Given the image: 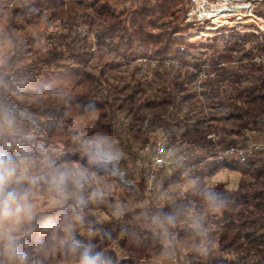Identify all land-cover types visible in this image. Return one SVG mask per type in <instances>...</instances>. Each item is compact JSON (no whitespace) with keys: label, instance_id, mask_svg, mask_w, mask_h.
Masks as SVG:
<instances>
[{"label":"trees","instance_id":"obj_1","mask_svg":"<svg viewBox=\"0 0 264 264\" xmlns=\"http://www.w3.org/2000/svg\"><path fill=\"white\" fill-rule=\"evenodd\" d=\"M119 1L0 0V81L18 72L40 78L32 83L35 93L23 98L0 91L14 118L0 146L12 144L15 154V137L34 130L44 136L46 155L76 167L87 165L82 141L105 137L113 145L121 157L118 170L91 169L85 194L99 187L106 195L87 205L84 226L76 229L109 264H264V154L193 170L178 166L171 175L156 174L147 189L159 135L169 134L178 152L192 149L203 156L246 135L264 139V64L252 62L260 43L251 34L232 33L191 54L186 38L177 36L189 0H131L130 8L117 11ZM166 58L180 59L182 69L139 72V60ZM104 59L113 74L102 70ZM203 66L213 76L200 98L192 84ZM210 133L220 135L216 143L207 139ZM27 152L32 172H45L44 156ZM225 168L240 173L236 190L205 185ZM177 173L193 180L182 194L166 190ZM209 191L222 201L218 211L207 205ZM48 195L42 184L35 200ZM71 211L69 200L64 210L37 213L26 239L35 264H77L53 241L54 226ZM158 213L175 214L176 223L162 231L151 219ZM193 218L200 219L201 231L192 227ZM89 227L95 236L89 237Z\"/></svg>","mask_w":264,"mask_h":264},{"label":"clouds","instance_id":"obj_2","mask_svg":"<svg viewBox=\"0 0 264 264\" xmlns=\"http://www.w3.org/2000/svg\"><path fill=\"white\" fill-rule=\"evenodd\" d=\"M3 86L0 82V87ZM13 128L14 118L10 109L0 100V136ZM80 151L87 158V165L72 167L67 162L61 165L45 154L46 171L34 175L28 152L21 149L19 143L15 154L12 144L0 146V264H35L27 250L26 239L34 230L33 222L37 215L35 194L42 184L47 186L51 207L64 210L71 200V213L64 212L62 222L54 226L55 244L65 255L76 258L77 264H109L108 258L95 249L91 239L86 242L76 236V229L84 226L83 212L87 205L102 201L106 195L99 187L85 194L93 177L91 169L116 172L121 157L105 137L82 141ZM205 200L211 211H218L222 206L214 192L205 193ZM151 219L162 231L176 223V215L169 213H158ZM192 227L197 232L201 231L200 219L193 218ZM87 231L89 237L96 235L91 227Z\"/></svg>","mask_w":264,"mask_h":264},{"label":"built area","instance_id":"obj_3","mask_svg":"<svg viewBox=\"0 0 264 264\" xmlns=\"http://www.w3.org/2000/svg\"><path fill=\"white\" fill-rule=\"evenodd\" d=\"M263 0H189V8L183 21L189 31L187 40H197L201 45L215 38H227L232 33L239 35L251 34L261 45V53L255 55L252 62L264 64V14L258 11ZM199 46V47H200ZM182 50V48H181ZM139 72L151 75L157 68L173 71L182 69L180 59H141L138 61ZM213 76L208 67H201L196 71L193 79V91L201 98L204 86ZM120 121H125L123 116ZM208 125L206 124L205 127ZM219 134L210 133L207 139L216 143ZM15 144L21 148L33 150L39 154L46 151L47 143L43 134L29 131L15 137ZM16 150V148L14 149ZM255 154H264V139L254 140L246 135L241 143L225 148L215 146L211 155H199L192 149L177 151L170 144V136L165 133L159 135L154 146V154L149 164V180L147 189L150 190L152 180L156 174L171 175L178 166L187 165L189 169H199L210 163H222L231 158H243Z\"/></svg>","mask_w":264,"mask_h":264},{"label":"rangeland","instance_id":"obj_4","mask_svg":"<svg viewBox=\"0 0 264 264\" xmlns=\"http://www.w3.org/2000/svg\"><path fill=\"white\" fill-rule=\"evenodd\" d=\"M81 2H85V3H89L91 0H78ZM131 7V0H120L118 2L117 5H115V9L118 10H122L123 8H130ZM258 11H260L261 13L264 14V0L263 2L258 6ZM189 31L187 29L186 26H181L180 28V33L177 35L179 38H187L189 35ZM209 42H205L203 45L207 46ZM187 48L188 51L191 54H195L196 52L201 51L200 50V44L197 40L194 41H190L187 40ZM109 59H104L102 60V70L108 74H113V70H108L107 68V64L109 63ZM124 68H126L128 70V72L131 70L132 65L129 64L128 66L125 65ZM36 73H33L32 75H28V74H20L19 72L16 74L13 73H7L6 74V78H3L2 81L3 82V87H0V91L2 89H5L8 91V93L16 98H23L24 95L29 94V93H35L36 89L34 86H32V83H39V76H35ZM159 76L158 72L154 73L153 76L151 77H155V76ZM154 80H158L157 78H154ZM33 131V130H31ZM39 133V132H37ZM48 152V147L46 146V151L44 153H41L40 155L43 157L45 154H47ZM40 172H43V168L40 167V170L38 172H33L34 175H38ZM240 173L235 171V170H231V169H221L219 170L214 176L210 177V178H206L204 180L205 185L207 187H211L214 186L216 184H222L226 189L228 190H236L238 188L239 185V181H240ZM116 178V177H115ZM170 183L171 185L169 187L166 188V190L170 193H178V194H182L183 192H185L186 190H188L192 184H193V180L187 178V174L186 173H177L175 176H173L170 179ZM116 184V183H115ZM36 204H37V209L36 212H42L48 209H51L53 207L50 206L49 204V195L47 197L44 198H38L36 199ZM137 206V205H136ZM135 206V207H136ZM139 207V206H138ZM137 208V207H136ZM214 212L211 213V217L213 215ZM212 220V218L210 219Z\"/></svg>","mask_w":264,"mask_h":264}]
</instances>
